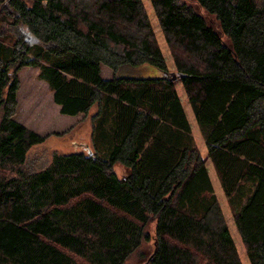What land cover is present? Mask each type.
Masks as SVG:
<instances>
[{"label":"trees","instance_id":"obj_1","mask_svg":"<svg viewBox=\"0 0 264 264\" xmlns=\"http://www.w3.org/2000/svg\"><path fill=\"white\" fill-rule=\"evenodd\" d=\"M149 1L247 258L264 264V0H192L217 27ZM144 66L162 77L130 76ZM24 67L61 115L96 106L93 152L26 170L45 137L13 119ZM165 75L142 0H0V264H125L149 242L144 264H241Z\"/></svg>","mask_w":264,"mask_h":264},{"label":"rangeland","instance_id":"obj_2","mask_svg":"<svg viewBox=\"0 0 264 264\" xmlns=\"http://www.w3.org/2000/svg\"><path fill=\"white\" fill-rule=\"evenodd\" d=\"M180 1L192 6L214 27L218 26L215 19L208 16L204 10L199 8L192 0ZM142 3L148 14L157 45L165 60L167 74H174L176 72L174 61L166 45L151 3L149 0H142ZM4 33L7 34L8 32L4 31ZM16 36L21 38L27 45H30L31 42L34 41L28 40L23 34H16ZM4 43L10 45L8 40H4ZM155 71L159 72L150 67H141L128 72L131 74L130 76L146 78L149 77L148 75L153 76ZM39 72V68L32 67H24L17 72L19 90L17 92L16 111L13 116L15 121L27 129L45 137V141L42 144L32 147L27 154L25 168L31 172L39 171L47 167L51 163L52 156L55 154L79 153L85 152L87 149L93 152L91 141L93 127L92 117L96 111V106H93L86 115H79L75 118L60 115L58 108L53 103L52 92L48 84L38 78ZM101 77L111 79L113 73L107 67L101 66ZM173 86L189 123L193 144L204 160L213 193L220 205L221 212L233 239L241 264H250L245 247L235 227L234 210L231 208L223 188H221L222 186L220 185L217 173L213 169L212 162L207 154L204 134L194 119L192 109L187 101L181 82L176 80L173 82ZM114 171L118 177H121L125 173L124 168L119 165L114 167ZM147 230L152 235L154 232V223H151ZM151 249L152 242L144 244L125 264H144ZM143 252H145L144 255H142Z\"/></svg>","mask_w":264,"mask_h":264},{"label":"crops","instance_id":"obj_3","mask_svg":"<svg viewBox=\"0 0 264 264\" xmlns=\"http://www.w3.org/2000/svg\"><path fill=\"white\" fill-rule=\"evenodd\" d=\"M103 66V65H102ZM144 67H149V66H144ZM151 68V67H150ZM152 69H154V68H152ZM154 70H156V69H154ZM167 75H169L170 76V74H167ZM167 75H165V76H167ZM100 76H101V72H100ZM149 77H162V74L160 73V72H157V71H155V74H153V76H151V75H148ZM102 79H104V80H109L108 78H103V77H101ZM175 82V81H174ZM177 94V93H176ZM178 96V95H177ZM179 98V97H178ZM52 100H53V93H52ZM180 100V99H179ZM54 103V102H53ZM56 105V104H55ZM56 107L58 108V110H59V106H57L56 105ZM191 107V106H190ZM193 113V112H192ZM61 115V114H60ZM80 115H84V114H80ZM62 116H65V115H62ZM77 116H79V115H77ZM77 116H75V117H77ZM193 116H194V114H193ZM67 117H69V116H67ZM75 117H73V118H75ZM72 118V119H73ZM195 119V118H194ZM213 167V166H212ZM213 169H214V167H213ZM215 170V169H214ZM216 172V171H215ZM220 182V181H219ZM220 185H221V183H220ZM222 188V187H221Z\"/></svg>","mask_w":264,"mask_h":264},{"label":"water","instance_id":"obj_4","mask_svg":"<svg viewBox=\"0 0 264 264\" xmlns=\"http://www.w3.org/2000/svg\"><path fill=\"white\" fill-rule=\"evenodd\" d=\"M170 76H171V79H172L173 81L178 80V78H177V76H176L175 74H170Z\"/></svg>","mask_w":264,"mask_h":264}]
</instances>
